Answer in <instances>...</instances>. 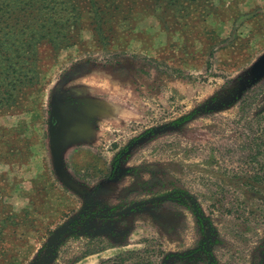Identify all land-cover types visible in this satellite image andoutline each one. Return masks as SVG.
Listing matches in <instances>:
<instances>
[{"label":"rangeland","instance_id":"374dc122","mask_svg":"<svg viewBox=\"0 0 264 264\" xmlns=\"http://www.w3.org/2000/svg\"><path fill=\"white\" fill-rule=\"evenodd\" d=\"M115 1L0 7V264H264V0Z\"/></svg>","mask_w":264,"mask_h":264},{"label":"trees","instance_id":"16d2710c","mask_svg":"<svg viewBox=\"0 0 264 264\" xmlns=\"http://www.w3.org/2000/svg\"><path fill=\"white\" fill-rule=\"evenodd\" d=\"M18 0H0V7L4 4L9 3L15 6ZM33 3H58V0H29ZM79 0H62L63 6L74 11L77 8V3ZM20 3V2H19ZM88 5L91 8H96L98 6L97 0H87ZM116 4L115 0H105L103 5L96 10L94 19L97 21V26L101 24V20L107 17L110 12H107L108 9L112 11L113 7ZM111 5V7H110ZM13 39V38H12ZM10 39H7L3 42L0 41V88L4 87L6 84L10 87L6 93L0 94V103L8 105L9 107H16L19 104L20 93L23 92L26 87L36 84L38 82V74L40 73L39 69H34V62L30 59V49L27 51L24 50H15L12 54H4L5 49L11 50L9 44ZM61 42V39H57L52 45L55 48L56 42ZM6 45V46H5ZM57 47V46H56ZM22 52V53H21ZM21 53V54H20ZM13 54H17L14 56ZM5 55V56H4ZM11 79V80H10ZM10 84V85H9ZM54 128V127H53Z\"/></svg>","mask_w":264,"mask_h":264},{"label":"water","instance_id":"95a60500","mask_svg":"<svg viewBox=\"0 0 264 264\" xmlns=\"http://www.w3.org/2000/svg\"><path fill=\"white\" fill-rule=\"evenodd\" d=\"M255 73H256V74H262V73H264V58H262V59L256 64V66H255ZM56 129H57V128H53V130H52V134H51V136H52V137H51V142H52V147H53L54 152H59V151H61L62 149L59 148V147L57 146L58 133H57ZM56 156H57V154H56ZM59 156H60V155H59ZM60 163H61V162H60ZM60 163H58L59 168H63V166H62ZM59 168H58V169H59ZM58 171H60V169H59ZM61 172H62V170H61ZM64 231H65V227L59 229V230L54 234V236L52 237V239H51V241H50V245H52L54 242H56L57 239L59 238V236H60Z\"/></svg>","mask_w":264,"mask_h":264},{"label":"flooded vegetation","instance_id":"af4514ba","mask_svg":"<svg viewBox=\"0 0 264 264\" xmlns=\"http://www.w3.org/2000/svg\"><path fill=\"white\" fill-rule=\"evenodd\" d=\"M62 120H64V116L63 115H61V117H58V118L53 116V119H52L53 127L57 128V129L59 128V126L61 127L60 124H61ZM81 122H82V120H81V117H80L76 125H80ZM78 128H80V127H78Z\"/></svg>","mask_w":264,"mask_h":264},{"label":"crops","instance_id":"0c3cea01","mask_svg":"<svg viewBox=\"0 0 264 264\" xmlns=\"http://www.w3.org/2000/svg\"><path fill=\"white\" fill-rule=\"evenodd\" d=\"M69 148V146H66V147H63L62 150L60 151V153L62 155H65L67 149ZM116 174H114L113 178L111 179L112 181H116L119 177V174H118V169L116 168V170L114 171Z\"/></svg>","mask_w":264,"mask_h":264}]
</instances>
